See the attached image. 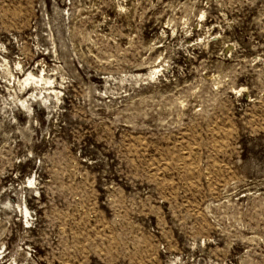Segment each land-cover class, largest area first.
I'll return each instance as SVG.
<instances>
[{
	"label": "rangeland",
	"instance_id": "374dc122",
	"mask_svg": "<svg viewBox=\"0 0 264 264\" xmlns=\"http://www.w3.org/2000/svg\"><path fill=\"white\" fill-rule=\"evenodd\" d=\"M0 264H264V0H0Z\"/></svg>",
	"mask_w": 264,
	"mask_h": 264
},
{
	"label": "bare ground",
	"instance_id": "6f19581e",
	"mask_svg": "<svg viewBox=\"0 0 264 264\" xmlns=\"http://www.w3.org/2000/svg\"><path fill=\"white\" fill-rule=\"evenodd\" d=\"M31 75V74H30ZM32 76V75H31ZM25 80H27V78L25 79ZM40 81V80H39Z\"/></svg>",
	"mask_w": 264,
	"mask_h": 264
}]
</instances>
